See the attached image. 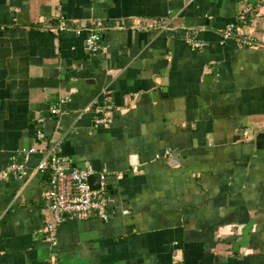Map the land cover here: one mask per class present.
<instances>
[{
  "label": "crops",
  "instance_id": "obj_1",
  "mask_svg": "<svg viewBox=\"0 0 264 264\" xmlns=\"http://www.w3.org/2000/svg\"><path fill=\"white\" fill-rule=\"evenodd\" d=\"M228 25L264 45V0H0V264H264V50ZM40 118L108 193L54 246Z\"/></svg>",
  "mask_w": 264,
  "mask_h": 264
},
{
  "label": "built area",
  "instance_id": "obj_2",
  "mask_svg": "<svg viewBox=\"0 0 264 264\" xmlns=\"http://www.w3.org/2000/svg\"><path fill=\"white\" fill-rule=\"evenodd\" d=\"M251 12L249 6L244 7L238 12L239 20H244L245 16ZM233 25H228L219 31L224 39H236L242 45L249 49H263L264 45L257 43L250 36H245ZM186 43L194 48H202V44L192 39H187ZM85 50L89 54H97L104 51L101 45V39L96 31L87 33L84 39ZM67 98H61L60 104L65 103ZM111 107L106 104H98L91 110L94 115L95 127H108L111 123L110 111ZM58 104H51L49 113L51 117L58 114ZM39 129L36 131V139L41 144L37 149H30L28 153H38L40 160L35 167L36 175L49 176V189L46 192L49 211L51 213V221L46 227L48 241L51 245H56V229L57 227L72 218H86L95 215L102 221H107L108 212V193L105 176L100 175L99 187L92 190L88 184V179L92 175L90 170H82L71 168L65 157L61 154V143L55 137V133L47 135L44 130L45 119L37 120ZM20 165H12L7 171H20ZM6 178V175H4Z\"/></svg>",
  "mask_w": 264,
  "mask_h": 264
},
{
  "label": "water",
  "instance_id": "obj_3",
  "mask_svg": "<svg viewBox=\"0 0 264 264\" xmlns=\"http://www.w3.org/2000/svg\"><path fill=\"white\" fill-rule=\"evenodd\" d=\"M99 183H100V176L99 175L90 176L88 179V184L92 190L98 189ZM49 214L51 215L50 212H49ZM50 221H51V219H50Z\"/></svg>",
  "mask_w": 264,
  "mask_h": 264
},
{
  "label": "trees",
  "instance_id": "obj_4",
  "mask_svg": "<svg viewBox=\"0 0 264 264\" xmlns=\"http://www.w3.org/2000/svg\"><path fill=\"white\" fill-rule=\"evenodd\" d=\"M48 178V183H49V176H46Z\"/></svg>",
  "mask_w": 264,
  "mask_h": 264
}]
</instances>
